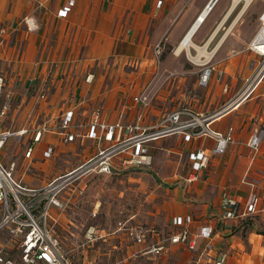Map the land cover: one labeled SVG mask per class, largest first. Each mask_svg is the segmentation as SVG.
I'll list each match as a JSON object with an SVG mask.
<instances>
[{"label":"crops","instance_id":"obj_1","mask_svg":"<svg viewBox=\"0 0 264 264\" xmlns=\"http://www.w3.org/2000/svg\"><path fill=\"white\" fill-rule=\"evenodd\" d=\"M209 2L212 0H0V30H5L4 36H0V48L9 47L12 41L15 50L21 47V79L25 77L20 103L12 106L11 112L14 115L11 125L6 127L1 124L0 129L34 130L45 123L52 127L60 123L63 115L72 107H75L73 122L77 126L88 124L96 111L100 112L101 120L110 124L117 121L123 124L156 123L179 106L170 109L157 108L150 104L143 108L134 104L133 98L149 93L136 91L135 88L132 91V85L115 92L113 91L115 88L109 87L108 83L104 84L93 68L96 64L106 65L110 57H113L115 64H120L123 60L126 64L133 63L135 58L142 57L148 47L149 39L144 29L150 22H157L156 35L171 30V34L175 32V38H182ZM241 2L243 0L232 7L234 0H214L213 4L216 5L194 36V42L202 47L207 43V48L212 51L216 46L214 48L211 46L220 30ZM64 9L68 10L67 15L59 17V11ZM229 9H231L230 13ZM225 16V23L215 37L211 38ZM25 17L34 23L33 30H28ZM120 30L125 33L127 31V36L121 37ZM124 42L127 44H123ZM66 49H68L67 55L64 53ZM21 50H16L18 53L16 61ZM191 53H197L195 47L191 49ZM251 56L253 59L252 53L249 54L250 62ZM207 66L215 68L210 83L214 80L222 85V93L229 94L233 82L227 81L226 66L223 64L218 66L215 63ZM27 68L29 72L24 76ZM221 70L225 75L220 82L217 72ZM88 73L94 74L95 80L91 84L85 80ZM249 75L248 72L243 77L236 94H229L232 95L230 101L241 91L244 80ZM263 85L264 82L252 97L240 102L237 108L225 111L211 123L212 129L221 132L233 127L236 140L229 145L223 156L211 158L208 166L201 170L199 178L191 184L187 182L193 170L189 152L199 148L208 150L213 146V142L201 138L188 143L183 135L169 136L180 139L182 152L179 154L187 155L186 165L175 174V179L169 182L171 187L176 185L174 189L166 193L162 191L154 194V199L159 202L157 209L167 218L171 217L168 222L175 230L172 235H165L164 230L159 231L160 234H149L144 244H137L129 233H126L128 230L119 226V222L134 223L135 212L129 213L127 209L124 217H118L117 209H112L118 207L114 205L117 201L116 197H110L109 208H103V203L96 201V207L92 212V216L96 214L95 218H98L94 226L102 239L87 243L85 248H81L80 245L85 241V233L92 224L91 221L86 222V226L82 222L80 229L72 219L67 218L66 213L59 214L55 209L53 216L60 219L58 235L74 262L124 264L129 260L130 264H134L137 262V257L142 255L148 260H155V264H168V253L183 251L184 264H189L192 260L194 264H216L221 253L228 254V264H264V142L255 155L247 147L254 129L264 128V125H255L248 131L249 122L240 115V112L237 113L244 104H249L254 98L261 96L259 90ZM42 90L47 95L46 100H41L38 96ZM11 93L13 94L12 91ZM188 108L198 111L195 105H189ZM21 111L25 112V117L19 125H16V117ZM203 113L207 114L208 111ZM40 117L42 119L39 122ZM84 131L86 127L78 130L79 137L75 142L68 144L64 143L61 135L55 131L44 134L42 141L36 146L32 159L24 158L27 141L31 135L22 136V144L15 151L21 168L18 177H14L30 187L38 188L69 169V167L64 170L59 169L58 166L71 163L66 159L69 155L75 157L77 160L75 164H83L95 153V141L87 137L82 138ZM7 142L0 152V157L6 150ZM47 151L51 152L49 157L44 155ZM18 162L14 161L13 173L18 169ZM150 165L127 170L123 169L117 160L113 175H100L115 176L124 173L131 175L132 172L144 170ZM29 170L33 175L27 174ZM244 178L256 179L259 182L255 189V193L260 198L256 214L227 218L226 199H233L244 207L253 192L252 188L243 182ZM160 180L162 183L158 185L162 187L166 182L164 178ZM69 204L75 203L71 201ZM179 216L185 219L191 218V222L186 225L189 238L184 243L172 244L170 238L181 229L174 225V219ZM167 218H165L166 222ZM164 242L170 247V251L164 255L158 257L146 252L149 246Z\"/></svg>","mask_w":264,"mask_h":264},{"label":"built area","instance_id":"obj_2","mask_svg":"<svg viewBox=\"0 0 264 264\" xmlns=\"http://www.w3.org/2000/svg\"><path fill=\"white\" fill-rule=\"evenodd\" d=\"M161 5V2H159ZM68 13L67 9L59 11V17H64ZM199 19V18H198ZM259 30L251 40L249 51L253 54V59L249 64V76L244 80L243 87L237 96L225 104L222 109L213 113H203L179 106L172 112L165 114L159 121L152 125H143L139 122L123 124L120 121L113 124L101 120L100 112L92 114L90 121L85 126H77L74 121L75 107L67 110L60 123L48 126L47 123L31 130L22 128L19 131L11 129H0V152L10 139H21L22 136L30 134L27 141L24 158L32 159L36 146L43 139L44 134L59 133L62 141L66 144L75 142L79 137L78 130L86 127L83 137L95 141V153L80 164L74 170H66L57 175L38 188L30 187L14 177L13 169L15 163L5 165L0 159V264H77L69 253L64 250L58 227L60 219L53 216L55 209L62 214L68 208L72 199L83 196L85 192L80 188V182L87 175L92 174H114L115 162L119 160L123 169L139 168L150 165L153 156L149 152L148 143L161 140V138L183 135L188 143L194 139L210 140L213 146L208 150L193 149L189 159L191 161L192 173L188 176L187 182L193 183L199 178L201 170L208 166L211 158L223 156L230 144L234 143L235 129L228 127L223 132L212 129L211 123L219 118L225 111L232 110L234 105L246 101L258 90L264 82V10L259 17ZM28 30L35 28L31 19L25 17ZM2 29L0 34H4ZM159 52H161L159 50ZM210 62V61H209ZM209 62L206 65H209ZM215 68L206 66L200 74L199 87H206L212 78ZM218 81L224 77V71H218ZM87 83L91 84L95 80L93 73L85 76ZM5 81L0 76V121L10 109V97L4 104H1L2 92ZM41 100H46V93H38ZM134 104L141 107L150 105L151 98L148 94L137 95L133 98ZM264 142V128H255L251 138L247 142L248 149L255 155L259 152L261 144ZM46 157L51 155L50 151L45 152ZM243 182L252 188L244 207L233 199H226V217L240 218L241 216H251L256 214L257 204L260 198L255 189L258 181L244 178ZM264 202V201H263ZM264 213V208H263ZM95 217L96 214H93ZM191 222V218L185 219L179 216L174 219V225L181 227L179 233L170 238L172 244L184 243L189 238V231L186 227ZM119 222V226H123ZM129 235L137 243L144 244L147 234L137 231L135 227L129 229ZM85 241L80 245L85 248L87 243H92L102 239L97 234L96 227L90 225L85 233ZM170 251V247L164 242L151 245L146 252L155 256H162ZM228 254L221 253L216 264H228Z\"/></svg>","mask_w":264,"mask_h":264},{"label":"rangeland","instance_id":"obj_3","mask_svg":"<svg viewBox=\"0 0 264 264\" xmlns=\"http://www.w3.org/2000/svg\"><path fill=\"white\" fill-rule=\"evenodd\" d=\"M243 5L244 1L235 8L233 15L222 27L211 48L216 46L221 36L229 29ZM263 10L264 0H254L237 21L220 50L209 62V64L215 63L218 66L221 64L226 66L227 81L228 83L233 82L232 91L229 94L237 93L243 77L249 72V54L251 52L248 50V46L252 37L260 28L259 17ZM156 23L155 21L150 22L144 29L145 33L149 35V39L147 41L148 47L142 57L138 56L135 58V62H128L127 64L125 60L120 64H115L113 57H110L107 59L106 65L99 66L96 64L93 71L102 78L104 84L108 83L109 87H114L113 91L115 92L132 85V91L135 88L136 91L149 93L150 104L157 106V108L173 109L177 106L188 107L189 105H195L196 110L208 111V113L221 109L223 105L230 101L229 99L232 95L222 93V85L214 80L204 89L199 87L200 74L207 65H198L188 60L185 51L181 54H176L175 49L181 37L175 38V32L171 34V30L162 31L156 35ZM120 31L121 37L127 36V31L126 33L123 30ZM4 34H0V36L2 37ZM4 44H6V41ZM123 44L126 45L127 42ZM17 49L21 50V47L19 46ZM16 50L14 49L13 41L9 47L0 48V76L5 81L1 104H4L9 99L6 97L9 94L11 105V108L7 110L8 113L0 121V125L2 124L6 127L11 125L10 122L14 115L11 112L12 106L20 103L21 95L24 92L25 77L21 79L22 74L20 73L22 70L20 65L22 50L17 61L18 53H16ZM65 51L64 53L67 55L68 49ZM27 72H29L28 68L25 70L24 76H26ZM259 92H261V96L254 98L249 104H244L237 111L249 122L248 131L255 125H264V85ZM24 117L25 112L21 111L16 117L15 124L19 125ZM249 118L251 119L249 120ZM41 119L42 117L39 118V122ZM22 140V138L11 139L7 142L6 150L2 154L3 156L0 157L5 165L8 166L14 161L18 162L15 151L18 146H21ZM180 144L178 137H164L161 140L150 142L149 151L154 156L152 164L144 170L132 172L131 175H125V173L115 176L87 175L80 182V188H83L85 192L82 197L71 200L75 204H69L65 210L64 213H66L67 218L72 219L77 228H80L79 226L82 222H84L85 226L90 221L91 225H94L96 224L95 220L98 219L92 216L93 209L97 204L96 201L103 203V208H109L110 197H116L117 201L114 205H118V207H113L112 209H117L118 217H124L127 209L129 213L130 211L135 212L134 223L122 222L125 226L121 227L127 229L128 232L129 229L135 227L137 231L145 232L147 238L149 234H160L159 231L163 232V230L165 235H172L175 230L170 227L171 224L168 222L171 217L167 218L165 214L157 209L159 202L154 199V194L162 191L166 193L173 190L176 186L171 187L169 182H172L173 178L175 179V174L181 171L182 167L187 163L186 153L183 155L179 154L182 152ZM66 159L71 161V163H68V165L64 164L65 166L59 164V169L64 170L69 167L70 170H74L77 168L78 165L74 163L77 161L75 157L69 155ZM19 162L18 169L13 173L16 177H18L21 168V163ZM27 174L33 175L30 170L27 171ZM162 178H164L166 183L160 187L158 184L162 183L160 180ZM60 218L62 219V216ZM165 218H167V222ZM80 229L77 230L80 231ZM63 248L65 250L64 246ZM167 255L169 256L168 264H184L183 251L170 252ZM136 260L137 262L134 264H155V260H148L142 255H139ZM124 264H130V261L127 260ZM189 264H194L193 260Z\"/></svg>","mask_w":264,"mask_h":264},{"label":"bare ground","instance_id":"obj_4","mask_svg":"<svg viewBox=\"0 0 264 264\" xmlns=\"http://www.w3.org/2000/svg\"><path fill=\"white\" fill-rule=\"evenodd\" d=\"M240 1L241 0H234V3L232 4V7L234 6V4H237ZM243 1H244V5L241 8L240 13L238 14V16L235 18V20L233 21V23L229 27L230 29L220 38V40L217 43L216 47L214 49H212V51H210L207 48V46H208L207 43L205 44V47H202V46L196 44L194 42V40H193V38L196 35V33L198 32L200 26L202 25V23L204 22V20L207 18V16H209L211 14V11L214 9V7L216 5V4L215 5L213 4L214 3L213 0H212V2H209L207 4L209 6L208 7L206 6V8L203 9L202 13L197 16V18L199 17V19L196 18L197 20H195L189 26L188 31L184 34V36L181 38V40L177 44V47L175 49L176 54H181L183 51H185V53L187 54L188 59H190L193 62H195L196 64L202 65V66L205 65L210 60H212L211 58L214 56V54L218 51V49L220 48V46L223 44L222 42L226 39V37L228 36V34L231 32V30L235 26V23L245 13V10L248 7H250V4L254 0H243ZM230 11H231V9L228 10L229 13H230ZM225 18H226V16L219 22V25L216 27V29L213 32L211 38L215 37L217 31H219L220 30V27L225 23ZM193 47H195L196 50H197V53L196 54L191 53V49ZM238 104H237V102L234 104V105H236L235 108H237Z\"/></svg>","mask_w":264,"mask_h":264},{"label":"water","instance_id":"obj_5","mask_svg":"<svg viewBox=\"0 0 264 264\" xmlns=\"http://www.w3.org/2000/svg\"><path fill=\"white\" fill-rule=\"evenodd\" d=\"M214 1V0H213ZM209 5H207V7H208Z\"/></svg>","mask_w":264,"mask_h":264}]
</instances>
